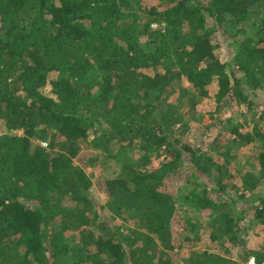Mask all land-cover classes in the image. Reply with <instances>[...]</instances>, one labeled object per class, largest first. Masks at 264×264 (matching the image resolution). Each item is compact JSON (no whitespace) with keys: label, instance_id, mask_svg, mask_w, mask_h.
I'll return each mask as SVG.
<instances>
[{"label":"trees","instance_id":"1","mask_svg":"<svg viewBox=\"0 0 264 264\" xmlns=\"http://www.w3.org/2000/svg\"><path fill=\"white\" fill-rule=\"evenodd\" d=\"M160 1L0 0V264H264V0ZM228 20L241 37L222 62ZM183 79L246 105L252 131H191L169 100ZM83 143L120 146L105 205ZM247 145L259 165L243 174Z\"/></svg>","mask_w":264,"mask_h":264},{"label":"rangeland","instance_id":"2","mask_svg":"<svg viewBox=\"0 0 264 264\" xmlns=\"http://www.w3.org/2000/svg\"><path fill=\"white\" fill-rule=\"evenodd\" d=\"M135 1V0H134ZM145 7L159 6L160 0H138ZM155 25V24H154ZM156 26V25H155ZM236 27L230 23V20L226 22L223 28L219 29L216 32V44H218L216 48V54L220 61L226 62L231 61L233 55L237 51L236 40L240 39L239 36L235 35ZM176 81L172 83L171 87L175 85ZM177 86V87H176ZM176 92L170 96V101L177 103L181 108V111L185 114L187 121L189 122L190 129L201 128L203 125H213L207 133L209 134V138L212 140L219 129L223 127L222 123H225L229 126L239 127L240 131L251 132L253 128L252 119L258 116H253L252 110H249L246 105L240 106H230L227 102H222L220 105L217 104L215 100V95L217 92V85L212 84L210 87V93L207 97L199 96L193 89L191 83L183 79L182 83H178L175 85ZM182 89H186V93H183ZM50 88L45 90V93H49ZM253 117V118H252ZM4 132V127L0 124V134ZM19 134L22 131H17ZM191 133V132H190ZM182 140L189 143H195L196 137L190 135L188 132H185L182 135ZM34 144L43 143L45 141L39 140L37 137H33L32 139ZM114 144V145H113ZM109 152L97 151L93 150L90 146H87L86 143H83L84 152L83 153H91L93 155L98 154V160L89 165L87 168L88 173L91 176L92 186L90 188L92 197L96 200L97 203L101 205H105L107 201V194L103 190V182L106 179H112L116 177L120 172V164L113 158V156L117 155L120 150V146L118 144L113 143ZM225 144V143H224ZM256 149H254V148ZM257 149L260 147L247 145L243 149L237 151V156L233 159V167L243 174L247 172H254L258 167V163L254 159V156L257 153ZM159 162L156 161L155 165ZM237 209H241L247 201H241L238 203ZM73 206V205H72ZM71 206V207H72ZM238 211V210H237ZM103 215L107 217H111L112 222L115 225H121L122 220L120 218H113L108 209H104L102 212ZM249 221L243 220L240 223V227L243 229L251 228ZM179 228V224L176 226ZM253 229L250 231V236L253 237L255 233ZM242 238L247 235L244 231L241 233ZM249 236V235H248ZM247 236V237H248ZM71 240V237H70ZM198 248V247H197ZM235 251L238 252L237 248L233 247ZM196 249V248H195ZM190 248L184 246L181 250L175 251L173 254L176 263H182L183 260L188 256L190 252ZM248 264H252L248 263Z\"/></svg>","mask_w":264,"mask_h":264},{"label":"built area","instance_id":"3","mask_svg":"<svg viewBox=\"0 0 264 264\" xmlns=\"http://www.w3.org/2000/svg\"><path fill=\"white\" fill-rule=\"evenodd\" d=\"M41 145L44 146V147H46L47 146V143L46 142H43V143H41ZM252 264H254V262H252Z\"/></svg>","mask_w":264,"mask_h":264},{"label":"clouds","instance_id":"4","mask_svg":"<svg viewBox=\"0 0 264 264\" xmlns=\"http://www.w3.org/2000/svg\"><path fill=\"white\" fill-rule=\"evenodd\" d=\"M251 262H254V260H253V259H251V260L249 261V263H251ZM254 264H255V262H254Z\"/></svg>","mask_w":264,"mask_h":264}]
</instances>
